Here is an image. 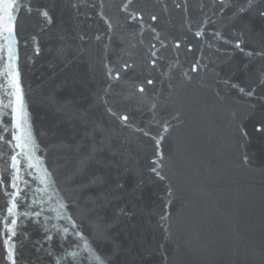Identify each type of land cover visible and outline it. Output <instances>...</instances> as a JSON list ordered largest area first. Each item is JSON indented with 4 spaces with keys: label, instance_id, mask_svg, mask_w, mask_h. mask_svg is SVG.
Returning a JSON list of instances; mask_svg holds the SVG:
<instances>
[{
    "label": "water",
    "instance_id": "water-1",
    "mask_svg": "<svg viewBox=\"0 0 264 264\" xmlns=\"http://www.w3.org/2000/svg\"><path fill=\"white\" fill-rule=\"evenodd\" d=\"M93 2L98 3V0H32L34 8L48 10L52 23L48 24L35 12L18 23L21 88L30 113L33 139L38 145L35 168H27V158L20 157L24 169L21 179H28L33 189L43 188L40 178L47 170L54 174L56 187L60 190L57 193L49 188L46 192H38L36 196L43 197L38 205L17 209L18 212L35 211L40 204L45 209L39 218L41 224L32 223L34 217L18 218V224L23 225L28 236L27 239L17 237L23 243L21 264H44L37 260L34 250L37 240H42L45 235L44 216L52 217L48 227L54 237L52 243L58 245L59 233L52 225L64 222L56 218L57 194L83 204L93 200L97 192L95 186L89 187L85 183L87 177L83 174L86 123L89 129L93 125L112 129L111 139L100 153L103 158L100 164L89 162L88 168L103 174L109 184L119 181L124 185L120 195L103 213L110 239L96 244L108 255L111 264H264L256 255L264 248V132L254 130V125L262 118L264 101L259 102L255 114H251L249 103L235 90L227 94V98L217 96L218 90L222 93L225 90L212 85L211 74L201 73L191 82L173 80L175 91L169 103L172 110L179 111L182 123L171 130L161 145L168 158L165 174L176 189L172 227L166 233L159 219L166 182L157 180L148 171L155 142L134 128L112 125L103 100H97V93L107 87V69L101 57H114L110 40H96L98 34L102 36L107 31V26L100 19L98 10L90 7ZM125 2L104 0V12L114 25L119 42L117 51L123 60L136 61L134 83L139 85L143 81L146 93L153 88L147 85L146 78L156 79L161 71L146 65L142 55L154 36L147 27L152 23L150 14L158 16L155 27L168 45H174L176 39L196 43L192 36L196 30L193 17L203 21L207 14L222 33H226L230 25L224 16H213L211 7H205L203 12L199 10L201 4L210 5L211 0H187L188 14L176 10L172 0H164L168 4L167 11L158 0H133L130 8L144 12L146 27L143 34L129 32L123 27L125 13L120 11ZM176 2L183 4L184 0ZM256 3L259 5L260 0ZM73 4L79 8L72 7ZM84 14L92 15L94 21L86 20ZM241 23L251 25L252 31L245 36L249 46L258 45L264 20L253 11L235 26L239 28ZM84 33L90 39L81 43L77 37ZM141 40L144 41L142 46ZM62 44L71 49L67 58L55 55V50ZM37 45L39 55H35ZM77 45L80 52L74 55ZM105 45L109 46L107 52ZM165 54L170 58L162 63L176 60L174 52L166 51ZM197 55L195 48L192 53H186L182 43L179 61L185 71ZM233 55L239 61L240 54ZM185 56L189 63H185ZM219 70L224 75L227 68L221 66ZM164 71L168 69L165 67ZM129 83L133 81L120 82V88L125 92L124 102L132 109L135 125L143 127L150 113L142 115L137 110L142 94L129 93ZM156 131L153 127L152 132ZM245 150L251 158L249 165L242 162ZM5 159L0 157V169L5 167ZM27 172L34 173V177L28 176ZM3 199L0 193V206ZM2 243L3 238H0V245ZM44 246H48L47 242Z\"/></svg>",
    "mask_w": 264,
    "mask_h": 264
},
{
    "label": "snow or ice",
    "instance_id": "snow-or-ice-1",
    "mask_svg": "<svg viewBox=\"0 0 264 264\" xmlns=\"http://www.w3.org/2000/svg\"><path fill=\"white\" fill-rule=\"evenodd\" d=\"M176 10H183L188 14L189 9L187 0L184 3L172 0ZM163 4L164 10H168V4L164 0H158ZM133 0H126L121 6L120 11L125 13L123 27L126 31H139L143 34L146 27L144 12L130 8ZM264 0L260 4L256 0H211L210 5L201 4L199 10L203 12L205 7H211L212 15H221L230 21L228 31L222 33L215 27V21L205 14L201 21L198 17H193L196 30L192 36L196 43H184L181 39H176L174 45L166 44L165 39L160 38L159 30L155 27L158 16L150 14L151 24L147 27L154 34L152 41L148 42V48L142 55L146 65L151 68H159L160 76L156 79L146 78L147 85H152L150 93H146L144 82L139 85L134 83L135 60H123L117 51L118 40L115 36L114 25L104 12V0L93 2L90 7L98 10V15L107 26V31L103 35H97L96 40L107 38L111 41V52L114 59H109L107 55L101 57V62L107 71L105 78L107 87L97 93L98 102L103 100L106 114L112 125L118 128H134L144 137H148L155 142L154 156L150 159L149 173L157 180L166 182L165 197L161 204L159 219L165 232H170L172 227V217L174 215L172 208L176 199V189L171 184L164 169L167 167L168 158L162 151V142L174 128L178 127L181 121L179 111L172 110L169 98L175 91L173 80L186 79L191 82L200 77L211 74L212 85L217 89L221 87L225 90L223 93L217 91L216 95L231 94L233 90L242 94L245 102L249 103V111L255 114L257 104L264 101V29H261L258 45L249 46V41L245 36L249 35L250 24L241 23L237 28V22H242L244 16L256 12L264 20ZM72 7L79 8V5L73 4ZM231 7V11H228ZM37 13L48 24L52 23L46 8H34L32 0H0V157H6L5 167L0 169V193L3 194V205L0 206V238L3 243L0 245V264H21L23 243L17 239L18 236L28 238L23 225L18 224V218L34 217L32 223L41 224L39 219L45 212L40 204L35 211L18 212L21 206L30 209L33 205H38V201L43 197H37L36 193L47 191L51 188L59 193L56 187L54 174L45 170V174L40 178L43 188L33 189L28 179H21L22 160L20 157H26L28 160L27 168H35L38 164V158H35V152L38 145L33 139L32 124L30 123V113L26 107L25 94L22 92L20 69H19V33L18 23L24 16H31ZM85 19L94 21L90 14H84ZM212 25V27H207ZM207 27V31H206ZM191 31V28L189 29ZM79 41L83 43L90 39L86 33L80 34ZM35 40V37H33ZM187 39V36L184 38ZM140 45L144 44L141 40ZM186 53H192L196 49L198 55L194 61L190 62V68L185 71L184 65L180 64L179 56L181 45ZM206 46V48H205ZM109 46L105 45V51ZM164 50V51H162ZM175 53L176 60L172 63H162L169 59L165 52ZM71 52V49L62 44L55 50L56 57H65ZM80 46L77 45L74 55L79 54ZM240 54L239 61L236 60L233 53ZM211 53V54H209ZM40 54L39 45L35 47V55ZM185 63H189L185 56ZM224 66L227 71L221 75L220 68ZM168 71L165 72L164 68ZM195 73L193 76L191 74ZM242 77V79H234ZM122 80L133 81L127 85L128 92L132 95L139 92L142 95L138 98L137 110L142 115L150 113L143 122V127L135 125L134 117L131 114V107L124 102L125 92L120 88ZM113 82H116L115 86ZM159 86V87H157ZM108 97V99H104ZM240 99V96H237ZM255 101V103H253ZM261 120L254 125L257 133L264 132V105L261 106ZM175 121L176 123H173ZM155 127L157 131L152 132ZM112 129L101 128L99 125H93L90 129L85 127L84 135V154H83V174L87 177L85 183L89 187L95 186L97 192L93 200L85 203L74 201L68 197L57 194L55 203L58 205L57 219L62 220V225H52L59 233L58 245H54V237L48 227V222L52 217L44 216L43 229L45 235L42 240H37L34 245L37 260L44 261V264H111V261L104 252H101L96 244L102 240L110 239L107 222L103 213L107 206L120 195V190L124 187L122 182L117 181L109 184L103 174H97L88 168L89 162L100 164L103 159L100 156L102 150H105L111 139ZM247 137V132H244ZM247 142L245 143V149ZM19 150V151H16ZM110 152L111 149H108ZM36 160L34 163L33 160ZM251 158L245 150L242 162L245 165L250 164ZM10 161V162H9ZM27 175L34 177V173L27 172ZM23 184V187H21ZM27 189V190H25ZM49 199L52 196L49 195ZM30 201V203H26ZM123 212V210H121ZM70 237V238H69ZM47 242V247L44 244ZM43 253V255H39ZM256 255L264 261V248L258 250ZM45 258H48L45 260Z\"/></svg>",
    "mask_w": 264,
    "mask_h": 264
}]
</instances>
